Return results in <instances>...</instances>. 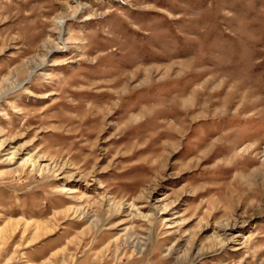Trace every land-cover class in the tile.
<instances>
[{"label":"rangeland","instance_id":"rangeland-1","mask_svg":"<svg viewBox=\"0 0 264 264\" xmlns=\"http://www.w3.org/2000/svg\"><path fill=\"white\" fill-rule=\"evenodd\" d=\"M0 264H264V0H0Z\"/></svg>","mask_w":264,"mask_h":264}]
</instances>
